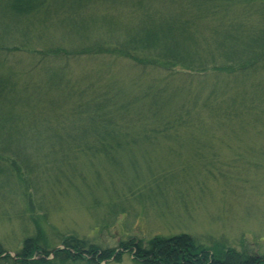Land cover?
I'll return each instance as SVG.
<instances>
[{"label":"rangeland","instance_id":"374dc122","mask_svg":"<svg viewBox=\"0 0 264 264\" xmlns=\"http://www.w3.org/2000/svg\"><path fill=\"white\" fill-rule=\"evenodd\" d=\"M129 1L95 0L89 12L68 22L51 17L32 23L30 18L0 13L1 78L7 67L10 83L18 81L17 73L30 92L50 69L61 71L72 89L63 96H41V107L50 113L56 107L57 118L77 117V128L58 127V132L80 134L88 123L84 114H61L68 111L70 101L74 113L78 105L94 102L100 114L106 103L103 114L109 116L114 114L116 92L119 105L130 103L125 119L131 124L123 132L134 138L112 144L111 157L97 153L96 157L81 154L74 158L71 153L66 160L59 152L60 143L52 139L54 128L41 125L36 133L21 128L25 107L19 103L21 112L14 109V103L0 102V243L15 258L36 227L46 233L51 249L70 236L86 238L101 249L121 251V241L189 234L205 246L246 248L264 256V107L226 125L205 115V122L194 127L172 124L161 129L160 124L171 123L194 97L197 109L211 93L217 103L250 95L261 100L264 62L240 71L144 70L129 59L91 53L123 42L125 19V27L130 22L137 25V13L128 8ZM149 2L154 11H173L176 5L169 0ZM241 6L224 19L238 22L251 17L256 32L263 31L264 17L246 16ZM116 17L120 19L117 24ZM202 21L197 24L199 34L208 40L209 25ZM21 44L26 46L14 47ZM141 94L146 97L142 99ZM149 107L156 116L148 115ZM145 108L149 109L144 115ZM22 135L31 140L21 141ZM47 259L52 264L61 262L53 254ZM62 263L89 264L82 260ZM0 264L12 263L0 260ZM100 264L140 263L126 253L120 261L113 256Z\"/></svg>","mask_w":264,"mask_h":264},{"label":"trees","instance_id":"16d2710c","mask_svg":"<svg viewBox=\"0 0 264 264\" xmlns=\"http://www.w3.org/2000/svg\"><path fill=\"white\" fill-rule=\"evenodd\" d=\"M93 1L95 0H0V13L4 10L16 19L30 18L32 23L51 17H63L68 22L89 12ZM109 1L123 3V0ZM169 4L172 6L176 4L173 11L166 12L164 9L154 11L151 9L149 0H130L128 8H132L134 14L137 13V16H134L137 25L130 22L129 26L125 27V19L123 22V29L126 31L127 28L125 40L119 43L115 41L113 44L116 46L113 48L96 49L97 51H91V53H107V55L129 59L144 70L154 68L173 71L180 67L202 72L208 71L210 68L217 71L224 68L230 71H240L254 67L259 62H264V30L257 33L252 27L253 24L251 25L249 22L251 17L244 21L238 19V22L236 19H224L223 17L233 14L235 7L239 4L242 5L241 9H244L246 16L257 13L264 17V0H169ZM165 14L166 16H164ZM202 20L209 25L208 40L199 34L197 24ZM115 21L117 24L120 19L116 17ZM17 46L26 45H14V47ZM3 47L0 41L1 68L3 67L1 55ZM7 71L6 67L4 79L1 78L3 75L0 72V102L2 104L14 103L15 110H20L19 103L25 107L24 109L21 107L25 111L21 117L24 122L21 128H28L33 133L39 132L36 129H40L41 125L43 128H54L52 139L60 143L59 152L62 154V158L71 157V153L75 154L74 158L81 154L96 157L97 153H104L111 157V151L114 149L112 144L133 141L132 135L123 132V130L126 131L125 127L131 124L130 120L125 119L130 103L122 102L119 105L116 101L118 96L116 92L107 91L114 93L112 97L115 110L114 114L109 116L107 112L103 114L108 106L106 103L102 104V113L100 114H98L100 108L95 107L94 102L78 105V112L74 113L71 112L72 102L70 101L71 106L68 111L61 114H68L70 117L84 114L89 120L87 124L84 123L82 133L70 132L68 135H63L58 132V127H62V129L63 127L77 128L74 124L77 117L66 119L65 116H61L59 119L57 115H54L55 112L58 113L56 107L51 113L41 107L43 94L55 95L58 93L63 96L67 90L71 93L72 89L62 79L61 71L45 70V79L36 81L39 85L30 92L26 87L27 83H21L17 73L18 81L15 80V84L10 83V73ZM145 97L144 94H141L142 99ZM212 97L213 93L201 103L198 109L196 108L198 98L194 97L191 103L186 105L187 107L180 108L174 122L160 123L161 129L172 124L194 127V125L205 122L203 115L211 121H223V124L226 125L236 118L251 113L257 107H261L259 108L261 110L264 107V95L259 101L257 97L254 98L253 95H250L234 97L228 102L221 103L214 102L215 99ZM69 98L73 97L69 96ZM102 102L99 101L98 104ZM93 107L94 110L91 111ZM151 107L148 108V115L156 116V111ZM148 109H143L144 115ZM142 117L140 116L137 121ZM144 119L141 122L142 125L146 124L143 122ZM61 120L67 121L63 123ZM56 121H60L58 126ZM89 129L92 130L91 133H88ZM87 135H91V139ZM20 140L29 142L31 138L26 139L22 135ZM63 142L70 146H63ZM66 160L68 159L66 158ZM119 247L121 248L118 250L122 249L121 251H117L116 248L101 249L86 238L70 236L62 241L61 246L51 249L48 246L46 233L41 227H36L35 234L25 239L15 258H12L0 243V260L10 261L12 264H52V261L47 258L53 254L57 261H61L54 264H63L62 262L68 260L100 264L101 261H107L113 256L116 261H120L122 255L127 253L134 262L140 264H264V256L251 253L246 248L239 251L220 244L205 246L189 234L171 237L155 236L146 242L135 239L121 241Z\"/></svg>","mask_w":264,"mask_h":264}]
</instances>
